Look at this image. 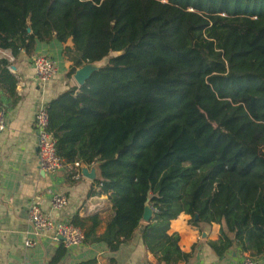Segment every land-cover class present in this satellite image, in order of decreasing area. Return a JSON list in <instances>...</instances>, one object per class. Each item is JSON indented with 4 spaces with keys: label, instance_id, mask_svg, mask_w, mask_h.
<instances>
[{
    "label": "trees",
    "instance_id": "1",
    "mask_svg": "<svg viewBox=\"0 0 264 264\" xmlns=\"http://www.w3.org/2000/svg\"><path fill=\"white\" fill-rule=\"evenodd\" d=\"M55 39L73 43L64 50L69 78L109 58L48 104L58 155L96 164L95 184L115 212L102 235L98 216L76 215L84 243L117 251L149 203L141 242L157 264L194 257L196 246L184 252L170 233L182 213L201 231L220 226L208 242L219 260L233 249L262 257L264 0H0L1 50L32 56L38 42ZM10 65L0 60V92L16 103ZM176 221L186 234L183 217Z\"/></svg>",
    "mask_w": 264,
    "mask_h": 264
},
{
    "label": "crops",
    "instance_id": "2",
    "mask_svg": "<svg viewBox=\"0 0 264 264\" xmlns=\"http://www.w3.org/2000/svg\"><path fill=\"white\" fill-rule=\"evenodd\" d=\"M72 48V41L63 44L56 39L49 43H37L36 51L29 56L22 50L13 56L10 50L0 49V60H8L10 70L18 77L17 94L19 100L13 103L1 91V103L7 110V129L0 133V264H50L63 241L56 240L52 233H36L29 223V206L37 204L43 213L53 220L71 222L78 215L81 219L99 217L97 234L102 235L115 212L109 197L101 194L95 182L100 173L96 164L84 166L81 170L65 168L56 173L40 169L37 156V135L35 116L44 105H48L70 86L80 87L74 76L68 73L72 62L64 53L65 48ZM42 54L52 58L58 67V74L48 82H39L32 65V57ZM96 64H93L92 68ZM79 177H76V175ZM93 192L92 195H89ZM57 194L65 195L68 206L62 211L53 208V198ZM183 217L188 231L183 234L178 227L183 222L176 221ZM191 216L185 213L171 222L170 233L180 235V247L184 252H192L194 257L189 263L180 264H234L242 261L250 253L240 254L238 249L230 250L223 260L212 252L208 242L217 241L220 226L213 224L212 232L204 245H197L200 232L189 225ZM150 221L142 220L141 228ZM92 225L87 223L86 228ZM141 228L133 239L112 252L105 243L83 244L77 248H66L59 264H80L96 261L103 264H157V260L141 242ZM32 241L35 246L27 247ZM261 259V257H259Z\"/></svg>",
    "mask_w": 264,
    "mask_h": 264
},
{
    "label": "built area",
    "instance_id": "3",
    "mask_svg": "<svg viewBox=\"0 0 264 264\" xmlns=\"http://www.w3.org/2000/svg\"><path fill=\"white\" fill-rule=\"evenodd\" d=\"M32 65L35 70L36 78L39 82H48L58 74L57 63L50 57L37 54L32 57ZM7 110L3 104H0V133L7 129L6 121ZM35 132L37 135V156L38 164L41 170L49 173H56L65 168L72 170H81L84 166L79 162L67 163L57 153V139L49 131L50 115L48 105L40 107L35 116ZM76 177H79L77 174ZM69 204L65 195L57 194L53 198V208L56 211L64 210ZM29 223L36 233H52L56 240L63 241L64 246L68 248H77L84 244V231L71 222H62L53 220L46 216L37 204L29 206ZM27 247H34L32 241L26 242ZM103 264V263H98ZM207 264H219L218 262H209ZM234 264H264V255L254 257L247 255L242 261Z\"/></svg>",
    "mask_w": 264,
    "mask_h": 264
},
{
    "label": "water",
    "instance_id": "4",
    "mask_svg": "<svg viewBox=\"0 0 264 264\" xmlns=\"http://www.w3.org/2000/svg\"><path fill=\"white\" fill-rule=\"evenodd\" d=\"M92 65L93 64H88V65H85V66L81 67L80 69L77 70L75 75H73L79 86H83L86 83V81L90 78V76L95 71L100 69V68H97V67L96 68H91L90 66H92ZM152 218H153V209H152L151 205L148 203L146 205V209H145V214H144L143 220L150 221ZM205 235L206 234H203V236H205Z\"/></svg>",
    "mask_w": 264,
    "mask_h": 264
},
{
    "label": "rangeland",
    "instance_id": "5",
    "mask_svg": "<svg viewBox=\"0 0 264 264\" xmlns=\"http://www.w3.org/2000/svg\"><path fill=\"white\" fill-rule=\"evenodd\" d=\"M114 55H116V54H112L111 56H114ZM108 61H109V58H106L103 61L96 63V65H95L94 68H96V67L97 68L104 67L105 65H107ZM189 225L194 228V226L191 225L190 220H189ZM212 226H213V224L212 225H205L204 226V229L202 231L199 230L196 227L194 228V229H197L200 232V239H199V242L197 243L198 246L199 245H204L205 244V241L208 240V236H210V234L212 232ZM203 234H206L205 235L206 237L203 236Z\"/></svg>",
    "mask_w": 264,
    "mask_h": 264
}]
</instances>
